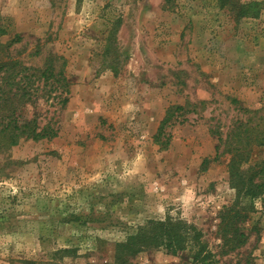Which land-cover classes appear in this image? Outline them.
<instances>
[{
    "label": "rangeland",
    "instance_id": "1",
    "mask_svg": "<svg viewBox=\"0 0 264 264\" xmlns=\"http://www.w3.org/2000/svg\"><path fill=\"white\" fill-rule=\"evenodd\" d=\"M241 2L259 13L236 20L217 0H0V114L55 133L0 138V264H264V193L241 247L225 253L218 233L243 124L242 168L264 166V0ZM152 221L180 223L185 248L151 242Z\"/></svg>",
    "mask_w": 264,
    "mask_h": 264
},
{
    "label": "trees",
    "instance_id": "2",
    "mask_svg": "<svg viewBox=\"0 0 264 264\" xmlns=\"http://www.w3.org/2000/svg\"><path fill=\"white\" fill-rule=\"evenodd\" d=\"M219 7L226 8L230 10L236 20L248 17L256 16L259 13V9L256 8V2L243 3L241 0H217ZM4 32V30H1ZM53 75L50 67L42 72L41 76ZM23 90V89H20ZM172 108V107H171ZM184 111L183 106H175L173 110L170 108L166 111L165 116L160 122L158 132L155 135L157 142L161 144L162 147H166L168 140H160V135L163 126L166 123L172 121L175 112ZM4 112L0 114V138L9 139L13 144L16 143V139L21 136L31 138L33 140H39L42 138L54 137L55 133L51 132L46 126L37 130L36 126H33V120H24ZM264 122V116L262 118ZM244 130L238 133L236 136L235 146L229 150L231 158L228 163V174H229V185L235 190L236 198L231 206L225 208L220 213V221L218 223V233L222 236L223 247H226L224 252L228 253L234 251L241 247L246 241V235L242 231L241 223L246 217L249 211H252V201L254 198L264 193V166L260 167L258 170L254 171L255 166H247L246 169L242 168V165L247 163L248 149L246 146L249 145L252 137V130L243 124ZM260 140L258 141L260 145H264V128L261 129ZM220 140V139H219ZM258 140V139H257ZM245 145V147L243 146ZM241 145V146H237ZM218 159V153L216 152L212 160ZM208 160L204 159L202 161L203 165L206 166ZM264 164V160L262 161ZM259 177L258 179H256ZM152 226L151 236L149 240L158 241L170 240L177 244L180 248H185L186 241L190 233L186 231L180 223L173 222H149ZM156 230H159L157 232ZM202 264H212L206 259H201ZM122 264H129L126 260L122 261Z\"/></svg>",
    "mask_w": 264,
    "mask_h": 264
}]
</instances>
